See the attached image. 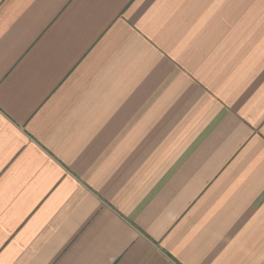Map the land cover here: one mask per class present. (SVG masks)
Segmentation results:
<instances>
[{"label":"crops","instance_id":"obj_1","mask_svg":"<svg viewBox=\"0 0 264 264\" xmlns=\"http://www.w3.org/2000/svg\"><path fill=\"white\" fill-rule=\"evenodd\" d=\"M0 264H264V0H0Z\"/></svg>","mask_w":264,"mask_h":264}]
</instances>
